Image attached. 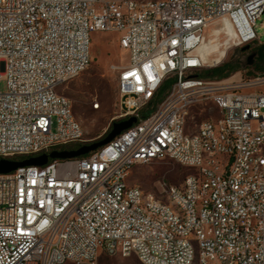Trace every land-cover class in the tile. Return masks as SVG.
<instances>
[{
	"label": "built area",
	"instance_id": "1",
	"mask_svg": "<svg viewBox=\"0 0 264 264\" xmlns=\"http://www.w3.org/2000/svg\"><path fill=\"white\" fill-rule=\"evenodd\" d=\"M263 12L264 0H0V159L85 144L58 87L90 64L93 31L118 33L128 50V62L117 66L115 118H137L85 155L0 173V264H91L116 254L124 238H134L130 253L143 264H188L190 256L198 264H264V153L256 175H246L245 164L264 141V73L243 83L193 74L207 64L199 48L208 29L227 23L230 45L249 43ZM188 99L225 111L221 145L211 140L209 119L198 125L205 138L197 129L172 130V114ZM224 152L230 168L220 165ZM166 154L203 170L202 179L162 184L174 208L156 205L125 178L132 161ZM237 167H245L243 177ZM175 203L185 214L175 213Z\"/></svg>",
	"mask_w": 264,
	"mask_h": 264
},
{
	"label": "rangeland",
	"instance_id": "2",
	"mask_svg": "<svg viewBox=\"0 0 264 264\" xmlns=\"http://www.w3.org/2000/svg\"><path fill=\"white\" fill-rule=\"evenodd\" d=\"M254 28L258 36L257 39L242 45H231L226 49L225 57L220 62L210 60L205 66L193 70V74L221 66L223 63H228L231 66L238 65L239 68L228 77H207L203 79L206 81L243 83L263 74L264 61L259 56L257 48L264 43V12L256 19ZM212 29H215V27L208 29L206 41L215 38ZM118 36V33L93 31L90 43V64L80 74L58 87V92L70 100L72 113L83 128L82 143H90L102 138L112 128V123L116 121L115 117L118 114L117 66L126 64L129 58L128 50L120 47ZM226 39L227 36L223 32L217 36L218 42L222 43L221 48L224 47ZM245 46H248V48L242 50ZM216 56V54H213L212 58L214 59ZM249 58L251 63L248 62ZM170 82L171 80L164 83V85L168 83L169 87ZM5 88L6 81L0 79V91H4ZM167 90L168 88L161 91L160 88L151 102V107L161 101ZM253 90L246 88L244 91L250 92ZM95 102L99 103L97 109L93 106ZM215 116L216 110L212 102H200L192 108L185 130L193 132L203 119ZM53 130H56L55 125ZM192 172H194L193 169L172 159H153L134 165L126 176V183L138 186L144 194H153L157 198L167 201L162 184L180 186L185 176ZM98 264L143 263L134 253L127 256L102 253ZM193 264H198L197 259Z\"/></svg>",
	"mask_w": 264,
	"mask_h": 264
},
{
	"label": "bare ground",
	"instance_id": "3",
	"mask_svg": "<svg viewBox=\"0 0 264 264\" xmlns=\"http://www.w3.org/2000/svg\"><path fill=\"white\" fill-rule=\"evenodd\" d=\"M117 1H125V2H133L136 6H144V1L138 2L135 0H117ZM156 0H147V6H155ZM213 35L215 38H212L208 41H205L199 48V51L201 53L202 58L207 63L208 61L212 60L214 62H220L226 54V49L230 47L229 44L230 41L235 37L234 32L230 28V26L227 23H222V26L219 28L213 29ZM223 32L227 39L224 42V47L221 48L222 43L218 42L217 36ZM237 45V44H236ZM213 54H216V58H212ZM78 74H76L77 76ZM203 101H197L195 99H188L181 103L180 105V111L179 114H172L171 118V128L172 130H180V134H187L190 132H187L185 130L186 122L190 115V112L192 108L198 103ZM213 104V101H210ZM94 108H99V103L95 102L93 104ZM216 110V116L215 117H208L205 119H209V125H210V134H211V140H213L214 145H221L222 142V127L225 126V111L221 109H217V107H214ZM71 115H73L71 110ZM75 118V117H74ZM75 128L76 130H81V135H84L83 128L79 121L75 118ZM197 135L198 138H205V128H197ZM264 153V141H262L260 144H257L255 148L249 150L247 154L245 155V164L246 166V175H256L258 173V159L262 158V154ZM169 158L179 163V158L175 154H166L162 157V155H152L148 161L153 159H164ZM147 162L146 160H134L132 161L128 167H126L125 170V178L128 174V172L131 170V168L134 165L141 164ZM230 162H231V152H224L223 158H220V165H222L223 168H230ZM194 172L188 174L185 176V179L188 180H197L203 178V170H195ZM245 175V167H237L236 169V177H243ZM132 187H138L135 185H132ZM168 188H175L174 185H168ZM141 193L144 194L143 190L141 189ZM167 201H163L159 198H157L155 195L151 194V201L156 203V205H160L162 207L166 208H174V201L172 199H169L168 196H166ZM175 213L177 214H185V206L183 203H175ZM246 229H253V222H246ZM134 245V238H124L123 242L120 246L119 250H116V254L112 255H122L127 256L130 253V247ZM60 252H62V245H55V247H52V255H59ZM197 259V256H190L188 260V264H193V262ZM198 261V259H197ZM67 263L71 264H80V260H67ZM55 264H63V263H55ZM91 264H98V262H91Z\"/></svg>",
	"mask_w": 264,
	"mask_h": 264
},
{
	"label": "water",
	"instance_id": "4",
	"mask_svg": "<svg viewBox=\"0 0 264 264\" xmlns=\"http://www.w3.org/2000/svg\"><path fill=\"white\" fill-rule=\"evenodd\" d=\"M247 48L248 46H245L242 48V50H245ZM248 62L251 63L250 58ZM136 121L137 118L135 116H131L125 120L114 121L112 123V128L102 138L92 141L90 143H85L83 145L78 146L77 148L53 150L49 154L44 153L38 156H32L22 160L1 158L0 173H8L22 166L44 165L48 162L49 159H68V158H74L81 155H85L110 142L114 137L119 135L122 131L131 127L132 124Z\"/></svg>",
	"mask_w": 264,
	"mask_h": 264
},
{
	"label": "trees",
	"instance_id": "5",
	"mask_svg": "<svg viewBox=\"0 0 264 264\" xmlns=\"http://www.w3.org/2000/svg\"><path fill=\"white\" fill-rule=\"evenodd\" d=\"M257 49H258L257 51H258L259 56L264 61V43L262 45H260ZM238 68H239L238 65L231 66L228 63H223L221 66L211 68V69H207L201 73H195L194 75H196L199 78H207V77L223 78V77H228L232 72L236 71ZM167 82H169V81H167ZM166 88H168V83L161 87V91L165 90ZM148 112L149 111L144 112V114L146 115V114H148ZM78 146H79L78 144L77 145L72 144V145L67 146V148L73 149V148H77Z\"/></svg>",
	"mask_w": 264,
	"mask_h": 264
}]
</instances>
